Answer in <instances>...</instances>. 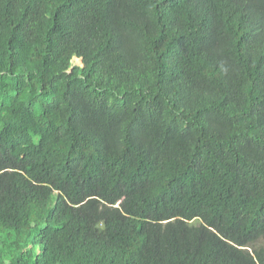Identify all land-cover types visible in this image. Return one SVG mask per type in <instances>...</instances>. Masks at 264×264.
Here are the masks:
<instances>
[{
	"label": "trees",
	"instance_id": "16d2710c",
	"mask_svg": "<svg viewBox=\"0 0 264 264\" xmlns=\"http://www.w3.org/2000/svg\"><path fill=\"white\" fill-rule=\"evenodd\" d=\"M0 264H264V0H0Z\"/></svg>",
	"mask_w": 264,
	"mask_h": 264
},
{
	"label": "rangeland",
	"instance_id": "374dc122",
	"mask_svg": "<svg viewBox=\"0 0 264 264\" xmlns=\"http://www.w3.org/2000/svg\"><path fill=\"white\" fill-rule=\"evenodd\" d=\"M72 62H73L74 65H77V66H81L82 65L81 61L79 59H73Z\"/></svg>",
	"mask_w": 264,
	"mask_h": 264
}]
</instances>
